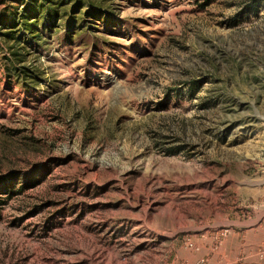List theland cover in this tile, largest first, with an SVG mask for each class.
I'll return each instance as SVG.
<instances>
[{
  "label": "rangeland",
  "instance_id": "rangeland-1",
  "mask_svg": "<svg viewBox=\"0 0 264 264\" xmlns=\"http://www.w3.org/2000/svg\"><path fill=\"white\" fill-rule=\"evenodd\" d=\"M0 264H264V0H0Z\"/></svg>",
  "mask_w": 264,
  "mask_h": 264
}]
</instances>
